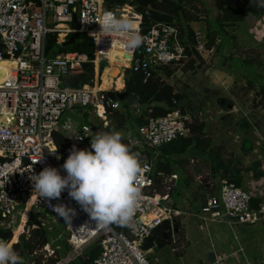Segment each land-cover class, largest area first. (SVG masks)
Here are the masks:
<instances>
[{"label": "built area", "instance_id": "1", "mask_svg": "<svg viewBox=\"0 0 264 264\" xmlns=\"http://www.w3.org/2000/svg\"><path fill=\"white\" fill-rule=\"evenodd\" d=\"M104 3V0H0V227L12 231L13 245L29 239L34 230L46 229L50 241L32 257L38 254H43L45 259L56 257L60 247L55 244L64 239L72 253L56 264H73L94 242H99L102 248L94 264H154L148 258L149 252L142 249L143 243L157 227L167 221L175 222L181 213L174 207L171 187L165 193L155 190L153 160L133 151L149 170L142 174L139 186L143 199L131 224L125 226L126 232H117L113 224L106 229L98 228L65 190L59 200L51 203L76 210L70 227L51 211L48 201L34 191L29 179L47 166L60 169L62 176L67 175L62 169L67 157L59 151L54 133H62L76 146L87 147L94 138L93 132H98L89 122L90 116L96 117L103 129H107L109 110L119 108V101H112L107 95L108 88L103 87V74L114 52H124L120 43L124 37L99 33L105 13L132 20L134 29L142 36L141 45L130 52L129 64L123 65V79L128 69L148 81L160 69L184 66L190 59L178 25L153 23L144 32V20L150 16L148 10L142 14L133 6L124 5L107 11ZM50 34L57 35L59 47H64L75 35H82L87 41L92 38L94 59L89 56L88 46L80 52H48ZM207 42L206 35L195 32V49L199 54L214 51V47L207 48ZM85 64L95 67L99 76L81 87L65 86L64 78L83 69ZM113 84L118 86L115 80L110 86ZM115 89L110 91H124ZM233 112H226L220 119ZM194 116L177 107L166 116L152 117L135 133L131 132L128 144L140 152L157 151L190 136ZM176 179L173 175L168 181ZM255 185L262 193L263 186ZM254 198H257L254 189L222 182L219 193L208 198L202 213L212 219L228 218L242 225L254 224L264 219V203L255 207ZM59 224L63 226V231L58 228L62 233L54 232L55 225ZM21 226L22 232L18 233ZM227 258L220 255L212 264H226ZM27 264H33V260Z\"/></svg>", "mask_w": 264, "mask_h": 264}, {"label": "trees", "instance_id": "2", "mask_svg": "<svg viewBox=\"0 0 264 264\" xmlns=\"http://www.w3.org/2000/svg\"><path fill=\"white\" fill-rule=\"evenodd\" d=\"M104 9L107 11L121 8L124 5H130L135 8L139 13L144 14L145 11L150 12V16L144 20V27L149 28L153 23H166L170 25H179L182 37L185 38L187 47L186 53L191 59V65L197 61H202V57L195 49V33L190 23L199 21V17L195 16L186 9V5L191 0H104ZM219 10L221 11L218 19L215 21L214 28L208 27L207 29V48L221 49L222 39H229V29L234 28L240 23L244 22L248 16L255 18L262 17L264 15V7L260 6L264 3V0H215ZM186 25H183V22ZM210 26V24H209ZM56 34H50L47 43V51L57 50V53L66 54L67 52H80L86 51L88 41L84 39L82 35H75L77 43L69 47H59L56 43ZM219 40V42H217ZM188 42V43H187ZM221 43V44H220ZM189 59V60H190ZM245 65L248 63L243 61ZM201 66V63H200ZM4 68V67H3ZM163 72L167 77H171L174 72L171 68H163L154 73V77L148 81H145L140 73H135L131 70H125V90L128 93V97L124 101H119L123 105L124 112L119 109L109 110V116L112 118H121L118 124L120 129H124L130 132H136L138 127L146 125L150 118L163 117L169 114L173 109L180 107L183 112H189V109L183 104L185 95L177 93L176 88L165 82L163 79ZM100 72L95 67H90L87 70H76L64 78V85L69 87H81L89 81L97 78ZM253 78H256L252 75ZM249 83H252L251 81ZM254 86V84H251ZM258 92L260 102L256 107L263 105L264 109V85ZM257 94V95H258ZM177 102V105L175 104ZM135 103V104H134ZM179 103V104H178ZM134 106L136 109H132ZM136 111V112H135ZM151 111V112H150ZM207 125L204 120L194 116L190 123L191 134L186 138L178 139L168 145L159 148L157 151L148 150L146 152H140L137 149H131L128 143H126L132 151H137L143 158L153 160L154 172L153 179L155 182V190L160 193H165L168 186L169 177L175 175L174 164L175 157H179L187 154L190 151L206 153L210 152L213 161L218 160L217 154L214 153L212 147L213 141L206 137L205 129ZM54 140L59 151L66 157L69 155V150L73 144L62 133H54ZM123 142V141H122ZM124 143V142H123ZM78 149H88L87 147H79ZM158 156V157H157ZM221 160V159H219ZM214 175L222 182H233L240 186L241 178L238 177L235 171L230 167L213 168ZM171 187V186H170ZM165 191H164V190ZM172 189V187H171ZM171 193L173 191L170 190ZM253 206L257 207L260 203H264V200L254 198ZM1 218V217H0ZM114 229L117 232H126L125 226L113 224ZM55 235V234H54ZM0 238L11 241L13 234L11 230H6L0 227ZM50 241V235L46 229H38L32 232L29 239L21 241L14 245V250L17 251L22 257L24 264L33 260V264H56L61 258L71 251V248L64 239H61L55 244V247L60 243L63 244V248L58 250L56 257L45 259L42 256H33L34 252L40 250L45 244ZM14 243V242H12ZM101 245L99 242L92 243L84 253L78 257L73 264H94L95 259L101 253Z\"/></svg>", "mask_w": 264, "mask_h": 264}, {"label": "crops", "instance_id": "3", "mask_svg": "<svg viewBox=\"0 0 264 264\" xmlns=\"http://www.w3.org/2000/svg\"><path fill=\"white\" fill-rule=\"evenodd\" d=\"M199 1L208 14L216 15V17L214 16L211 20L209 19L207 21L208 27L214 28V23L221 13L216 1ZM251 17L253 19L255 18L253 16ZM248 19L247 17L244 22H247ZM259 23H262V25L259 26ZM190 25L194 33L196 31L201 32L199 30L201 23L192 22ZM257 25L261 28V33L264 37V15L259 18L257 17L256 28L254 29L255 33L259 31ZM261 33L260 36H262ZM215 47L213 52L207 53L208 56L215 53L211 63L206 60L207 56L204 57V55L199 54L203 59V63L207 62L205 64L208 69V74H206L208 80L214 78L213 82L216 84L213 93L214 105L218 106L222 111H234L233 113L238 115L237 118L240 120L232 122L231 118L234 116H227L223 120L220 119V122L224 124L220 129L224 130L226 128L228 132L224 130L221 136H216L215 138L209 135L207 136L215 144L218 143L217 145L222 147L223 152V155L217 154L218 160L212 162L217 165L214 167L219 169L223 166L232 168L236 172L235 174L241 178L240 186L247 190H253L254 188L256 197L264 200V190L260 193L258 187L255 185L258 184V186H263L264 188V123L254 122L242 110L240 103L233 102V99H230L232 97L223 95L225 92L229 93V89L225 87V84H231L235 81L236 77L234 68L229 66V59L222 61V50H218ZM233 59L237 58L233 57ZM214 69L221 70L219 76L215 75ZM198 75L197 73L196 77ZM119 76L122 78L121 81L123 80V86L120 89L125 90V80L121 72ZM216 78L219 82H215ZM106 84H104V88H107ZM201 84L204 83H199V85ZM257 109L259 107L255 108V106H252L250 108L254 112ZM241 110L245 114L242 113L240 115ZM221 147H219L220 150ZM209 156L211 157V155ZM178 172H175L177 179L171 182L168 181V183H171L170 186L173 189L171 196L174 199V194L177 193V185L179 184L177 182L183 179V190L181 193L183 198L179 202H175L174 199V207L181 213L175 219L180 224V229L171 245L168 246L170 253H161L159 262L156 259L157 262L155 264H212L220 255H226L228 257L226 264H264V219L254 224L242 225L228 218L212 219L211 217H204L202 208L206 201L202 200L199 206L194 205L197 199L201 197L199 191L196 190L197 187L194 184L188 182V179L184 180V176H182L183 174L180 170ZM212 180L213 183L203 185L202 188L208 191L206 192L207 196L210 193L215 192L213 195L219 193L221 182L214 175V172ZM201 194L204 195L205 193L202 191ZM168 247H164L163 249ZM155 251L157 252V249Z\"/></svg>", "mask_w": 264, "mask_h": 264}, {"label": "clouds", "instance_id": "4", "mask_svg": "<svg viewBox=\"0 0 264 264\" xmlns=\"http://www.w3.org/2000/svg\"><path fill=\"white\" fill-rule=\"evenodd\" d=\"M260 6L264 7V3ZM99 26V33L123 36L120 43L125 52H132L142 43V36L130 19L117 18L107 12ZM123 139L122 133L113 131L91 138L88 149H78L73 144L62 165L67 175L62 176L60 169L44 167L29 178L34 191L45 198L51 211L70 227L76 210L65 204L51 203L59 200L65 190L98 228L106 229L112 224L130 225L143 199L139 186L142 174L149 169L147 164L141 163L139 154L122 142ZM0 264H24L11 241L0 239Z\"/></svg>", "mask_w": 264, "mask_h": 264}, {"label": "rangeland", "instance_id": "5", "mask_svg": "<svg viewBox=\"0 0 264 264\" xmlns=\"http://www.w3.org/2000/svg\"><path fill=\"white\" fill-rule=\"evenodd\" d=\"M186 9L192 14H194L195 16L199 17L200 20L196 21L195 23H198V24L201 23V28H199V30L203 32L205 35H207V29H208L207 21L209 19L211 20V18H213L214 16L216 17V15L210 14V13L208 14L206 12V9L202 6L199 0L189 1L186 5ZM248 18L249 19L247 22L240 23L239 25H237V27L235 26L236 28L234 27V28L229 29L230 31L229 32L230 35L228 37L229 39L227 40L222 39L221 41L222 44L220 43L221 44L220 47L222 50L221 55H223L222 61H225V59H229V62H228L229 66L234 68V73L236 77L235 81L232 82L231 84L229 85L225 84V87L226 88L228 87L227 89H229V93L225 92L223 95L227 97H232L230 99H233V102L240 103L242 110H244L246 114L254 122L257 121L256 123L258 122L264 123L263 105L260 106L256 112H254L253 110L252 112L250 110L252 106L254 107L258 105V103L260 102L258 92L260 91L262 87L260 85H264V37L261 33V28L259 27L262 25V23H259V26L257 25V29H259L262 35L260 36L259 31L256 33L254 32V29L256 28L257 18L253 19L251 16H248ZM183 25H186V23L183 22ZM214 54H210L208 56L207 53H204V57L207 56L206 60L210 61L211 63L212 58L214 57L213 56ZM233 57L239 59L240 61L237 59H233ZM243 60L247 62L248 64L245 65L244 63H242ZM194 61L195 63H193V66L191 65V59H190L184 64V66L171 68L174 72V74L171 77H167L163 72V79L165 82L173 85L176 88L177 93L185 95L183 104L187 107V109H189L190 113L196 116L199 115L201 120L207 121L206 123L207 127L205 129L206 137L209 135L215 138L216 136H221L224 130L225 132L227 131L226 128H224V130L220 129L224 125L223 123L220 122V117L225 115L226 111H222L221 109L218 108V106L214 105L215 101H214L213 93H214V87L216 84L213 82L214 78L208 80V77L206 76V74H208V69L205 63L207 62L203 63L202 61H197V59H194ZM200 63H201V66H200ZM105 64L106 63H104L103 65ZM122 68H119L117 65L110 64L107 66V69H105V71L110 70L112 72L111 86L114 80L118 81V79L121 78L119 74L122 71ZM2 69L7 70L8 68L2 67ZM225 69L227 70V68ZM214 70H215L214 71L215 75L219 76L221 70L219 69H214ZM197 73L199 75L196 77ZM252 75H254L256 78H253ZM250 81L252 83H249ZM215 82H219V80L216 78ZM199 83H204L206 85L204 84L199 85ZM104 84H106V82H104ZM251 84H254V86ZM111 86L109 87L107 86L109 91L111 89H115L116 87H118V91H122L120 88L123 85L116 86L115 84H113V87ZM218 86L221 87L220 85ZM131 107L133 110L136 109L132 105ZM118 109L122 112L125 111L122 104H119ZM242 110L240 112V115L244 113V111L242 112ZM232 116H234L233 118H231L232 120L229 119L232 122H236L240 120L239 118H237L238 115H236L235 113H231L230 117ZM108 119H109V126L107 129H103V127L100 125L101 122L96 117L90 116L89 122L93 124L94 126H96L97 131H98L97 133L93 132V137H95L98 133L117 131V132L122 133L124 137L123 142L125 144L128 143L129 142L128 139H129V136L131 135V132L129 130L126 131L118 127V124L121 118L116 119V118L109 117ZM217 144H215L214 142L212 144V147L215 150L214 153L223 155L222 147ZM219 147H221V150L219 149ZM209 155H210V152L200 153V152L190 151L185 155L174 158L175 161H177V163H175L173 166L175 172H178L180 170L183 174L182 176H184V180L188 179L189 180L188 182H191L192 184H194L195 187H197L196 190L199 191V195L202 197L201 199V197L198 196L199 199H197V201L194 204L197 206H199L202 203V200L207 201V199L215 193V192L210 193L207 196L206 192L208 191H206L205 189H202L203 185L213 183V180H212L213 168H215L214 166H217L212 162L213 159ZM170 184L168 183L167 186H170ZM177 184H178L177 193H175L176 195L174 194L175 202L176 201L179 202L183 198L181 195L182 190H183V187H182L183 179L178 181ZM202 191L203 193H205L204 195L201 194ZM32 221L36 222L37 220L33 219ZM17 223L18 221L15 224H13L12 227L15 228L17 226ZM37 223L40 224L41 222H37ZM55 228H57V230L54 229V232L62 233L63 226L61 224L55 225ZM58 228L61 229L62 231L59 230ZM58 246L60 247L59 250L63 248L62 243H60ZM158 251H161V252H158ZM70 253L72 252L70 251L68 254L70 255ZM161 253L169 254L170 248L168 247L165 249H157V252L154 250V251L149 252L147 255H148V258L155 264V262H157L156 259H158V262H159V257H161ZM38 256L43 257V254H38Z\"/></svg>", "mask_w": 264, "mask_h": 264}, {"label": "water", "instance_id": "6", "mask_svg": "<svg viewBox=\"0 0 264 264\" xmlns=\"http://www.w3.org/2000/svg\"><path fill=\"white\" fill-rule=\"evenodd\" d=\"M77 43L76 37H71L66 43H64V47L73 46ZM88 53L89 56L94 59L95 57V48L93 39L89 38L88 40ZM91 67V64H85L83 66L84 70H87ZM108 97L112 101H124L128 97V93L126 91L122 92H107ZM180 229V224L175 222L167 221L163 225L157 227L151 235L145 240L142 245V249L146 252H150L155 249H163L164 247H168L171 245L175 236L178 235Z\"/></svg>", "mask_w": 264, "mask_h": 264}, {"label": "bare ground", "instance_id": "7", "mask_svg": "<svg viewBox=\"0 0 264 264\" xmlns=\"http://www.w3.org/2000/svg\"><path fill=\"white\" fill-rule=\"evenodd\" d=\"M131 57V53H128V52H121V50H116L114 52V54L112 55V60H111V64L112 65H117L119 68H122L124 67L123 65H127L129 64V59ZM110 70H107L104 72L103 74V80L104 82H106L107 86L109 87L111 85V74H110ZM122 78H119L117 83H119L118 85H123L122 84V81H121ZM103 86H104V83H103ZM22 229L23 227L21 226L20 229H19V232H22Z\"/></svg>", "mask_w": 264, "mask_h": 264}]
</instances>
